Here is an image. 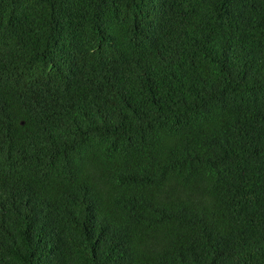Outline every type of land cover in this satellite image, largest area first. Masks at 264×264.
<instances>
[{
	"label": "trees",
	"instance_id": "obj_1",
	"mask_svg": "<svg viewBox=\"0 0 264 264\" xmlns=\"http://www.w3.org/2000/svg\"><path fill=\"white\" fill-rule=\"evenodd\" d=\"M0 264H264V0H0Z\"/></svg>",
	"mask_w": 264,
	"mask_h": 264
}]
</instances>
